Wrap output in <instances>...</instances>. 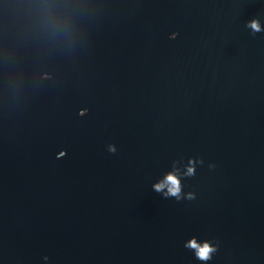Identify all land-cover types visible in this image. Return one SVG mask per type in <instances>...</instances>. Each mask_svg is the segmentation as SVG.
I'll use <instances>...</instances> for the list:
<instances>
[{"label":"water","instance_id":"1","mask_svg":"<svg viewBox=\"0 0 264 264\" xmlns=\"http://www.w3.org/2000/svg\"><path fill=\"white\" fill-rule=\"evenodd\" d=\"M0 264H264V0H0Z\"/></svg>","mask_w":264,"mask_h":264},{"label":"clouds","instance_id":"2","mask_svg":"<svg viewBox=\"0 0 264 264\" xmlns=\"http://www.w3.org/2000/svg\"><path fill=\"white\" fill-rule=\"evenodd\" d=\"M247 27H250L254 33L261 31L260 25L257 20H252L247 25ZM109 151L114 152L115 149L110 146ZM192 172L193 169L189 168L188 173L192 174ZM154 187L157 191H161L162 189L167 187L168 191L167 193H165V195L176 196L177 199H179V194L181 191L180 182L177 179V177L173 174L167 175L166 179L163 182L156 184ZM189 198H193V194L189 193ZM186 247L194 249L196 258L201 261L210 260L212 253L216 251V248L212 246L210 243L204 242L202 244H198L195 239L189 241Z\"/></svg>","mask_w":264,"mask_h":264}]
</instances>
